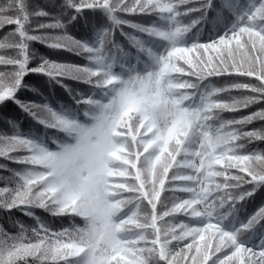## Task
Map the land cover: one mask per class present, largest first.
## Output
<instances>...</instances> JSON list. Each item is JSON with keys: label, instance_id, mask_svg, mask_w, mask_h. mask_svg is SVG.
Masks as SVG:
<instances>
[{"label": "snow or ice", "instance_id": "snow-or-ice-1", "mask_svg": "<svg viewBox=\"0 0 264 264\" xmlns=\"http://www.w3.org/2000/svg\"><path fill=\"white\" fill-rule=\"evenodd\" d=\"M6 26L0 264H264V0H0Z\"/></svg>", "mask_w": 264, "mask_h": 264}, {"label": "trees", "instance_id": "trees-1", "mask_svg": "<svg viewBox=\"0 0 264 264\" xmlns=\"http://www.w3.org/2000/svg\"><path fill=\"white\" fill-rule=\"evenodd\" d=\"M46 3H47V0H29V4H31V5L45 6ZM10 27L11 26H6L5 28L0 29V37H2L3 33L5 31L9 30ZM72 31H73L74 35H77V36L79 35V29L78 28L73 29ZM32 46L36 49L37 52H39L42 55H46L51 59L70 61L73 63H81L82 62L81 58H79V57H76V56H73L71 54L64 53V52H54L51 49L47 48L45 45H42L38 42H33ZM25 79L28 80L29 82L35 83V84L42 82V78L35 75V74H29L28 76H26ZM57 96H58V98L67 102V96L63 92L58 91ZM9 108L11 109V106H9ZM4 127H5V125H4L3 120H0V129H3ZM253 146L255 147L256 145H253ZM260 147H264V145H260ZM5 162L6 161L2 157H0V163H5ZM7 163H9L10 167H16V165L10 161H7ZM2 186H3V184L0 183V187H2ZM260 199H261V197L257 196L256 203H258ZM251 210H252V208L249 207V211H251ZM11 212L13 214V218L22 219L27 224L31 223V220L29 218L25 217L22 213L16 211L15 209L11 210ZM37 214H39L41 216L46 215L45 213L42 212V210H37ZM0 225H3L4 227L8 228V230L13 231V229L11 228V226L8 222V216H7V214H5V212L3 210H0Z\"/></svg>", "mask_w": 264, "mask_h": 264}]
</instances>
